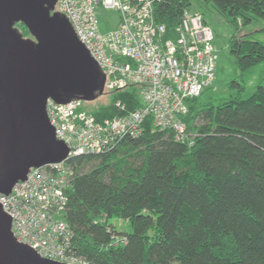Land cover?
<instances>
[{"label": "trees", "instance_id": "1", "mask_svg": "<svg viewBox=\"0 0 264 264\" xmlns=\"http://www.w3.org/2000/svg\"><path fill=\"white\" fill-rule=\"evenodd\" d=\"M208 5L236 29L229 42L236 63L245 69L264 61V43L239 35V25L264 20V0H155L154 19L174 37L185 10L207 24ZM14 26L30 35L22 22ZM105 93V105L88 108L85 101L96 120L142 106L135 87ZM187 105L192 145L147 118L139 137L66 160L65 220L79 255L95 264H264V85L245 99L194 97ZM113 218L127 220L130 231L117 230ZM121 236L126 241L116 242Z\"/></svg>", "mask_w": 264, "mask_h": 264}, {"label": "built area", "instance_id": "2", "mask_svg": "<svg viewBox=\"0 0 264 264\" xmlns=\"http://www.w3.org/2000/svg\"><path fill=\"white\" fill-rule=\"evenodd\" d=\"M155 0H56L55 11L69 21L75 35L101 69L107 90L135 87L139 109L96 120L85 101L65 103L47 98L45 109L57 140L68 148L61 162L30 168L8 194L0 193L2 210L11 219L16 241L44 258L66 264H95L73 247L74 231L65 220L75 155L112 150L124 137H139L147 118L154 129L170 130L177 141L193 144L187 130V100L197 97L215 77L217 52L210 26L199 12L185 10L174 29L154 19ZM115 10V28L101 32L96 7ZM116 105L120 106V102ZM122 108V106H121ZM110 232V227L107 228ZM116 242L124 243V236ZM114 244V234L111 236Z\"/></svg>", "mask_w": 264, "mask_h": 264}, {"label": "water", "instance_id": "3", "mask_svg": "<svg viewBox=\"0 0 264 264\" xmlns=\"http://www.w3.org/2000/svg\"><path fill=\"white\" fill-rule=\"evenodd\" d=\"M56 0H0V193L29 169L64 161L68 148L49 123L47 98L93 101L105 77L75 35ZM22 22L32 38H24ZM0 264H66L16 241L0 205Z\"/></svg>", "mask_w": 264, "mask_h": 264}, {"label": "rangeland", "instance_id": "4", "mask_svg": "<svg viewBox=\"0 0 264 264\" xmlns=\"http://www.w3.org/2000/svg\"><path fill=\"white\" fill-rule=\"evenodd\" d=\"M208 8L204 18L212 29L213 44L217 52L215 77L211 84L197 96V102L217 104L221 99L230 97L248 98L258 86L264 85V61L256 62L245 69L241 68L229 50V42L236 32L235 27L225 14L211 5H208ZM96 16L101 32L112 30L117 25L118 13L115 10L97 6ZM239 35L264 43V20L256 18L246 25H239ZM22 36L32 38L31 35L22 34ZM105 91L107 89L104 87L102 94H97L95 100L87 102V107L93 108L108 103L109 96ZM111 223L119 231L129 232L131 229L129 222L125 219L113 218Z\"/></svg>", "mask_w": 264, "mask_h": 264}, {"label": "flooded vegetation", "instance_id": "5", "mask_svg": "<svg viewBox=\"0 0 264 264\" xmlns=\"http://www.w3.org/2000/svg\"><path fill=\"white\" fill-rule=\"evenodd\" d=\"M55 10V9H54ZM32 37V36H31Z\"/></svg>", "mask_w": 264, "mask_h": 264}]
</instances>
